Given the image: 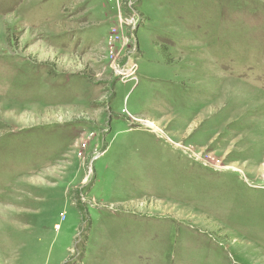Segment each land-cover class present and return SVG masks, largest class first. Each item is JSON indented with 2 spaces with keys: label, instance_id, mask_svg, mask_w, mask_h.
I'll return each instance as SVG.
<instances>
[{
  "label": "rangeland",
  "instance_id": "obj_1",
  "mask_svg": "<svg viewBox=\"0 0 264 264\" xmlns=\"http://www.w3.org/2000/svg\"><path fill=\"white\" fill-rule=\"evenodd\" d=\"M0 264H264V0H0Z\"/></svg>",
  "mask_w": 264,
  "mask_h": 264
},
{
  "label": "bare ground",
  "instance_id": "obj_2",
  "mask_svg": "<svg viewBox=\"0 0 264 264\" xmlns=\"http://www.w3.org/2000/svg\"><path fill=\"white\" fill-rule=\"evenodd\" d=\"M151 127H154L153 125Z\"/></svg>",
  "mask_w": 264,
  "mask_h": 264
}]
</instances>
